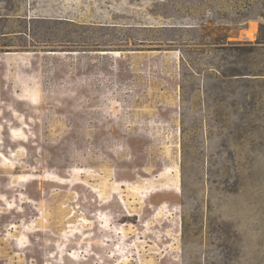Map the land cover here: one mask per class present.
Returning a JSON list of instances; mask_svg holds the SVG:
<instances>
[{"label": "rangeland", "instance_id": "obj_1", "mask_svg": "<svg viewBox=\"0 0 264 264\" xmlns=\"http://www.w3.org/2000/svg\"><path fill=\"white\" fill-rule=\"evenodd\" d=\"M0 264H264V0H0Z\"/></svg>", "mask_w": 264, "mask_h": 264}, {"label": "bare ground", "instance_id": "obj_2", "mask_svg": "<svg viewBox=\"0 0 264 264\" xmlns=\"http://www.w3.org/2000/svg\"><path fill=\"white\" fill-rule=\"evenodd\" d=\"M252 30V29H251Z\"/></svg>", "mask_w": 264, "mask_h": 264}]
</instances>
